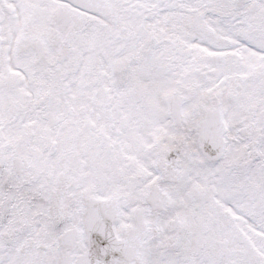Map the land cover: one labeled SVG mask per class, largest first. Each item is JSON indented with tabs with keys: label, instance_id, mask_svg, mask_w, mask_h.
I'll return each instance as SVG.
<instances>
[{
	"label": "snow or ice",
	"instance_id": "obj_1",
	"mask_svg": "<svg viewBox=\"0 0 264 264\" xmlns=\"http://www.w3.org/2000/svg\"><path fill=\"white\" fill-rule=\"evenodd\" d=\"M0 264H264V0H0Z\"/></svg>",
	"mask_w": 264,
	"mask_h": 264
}]
</instances>
